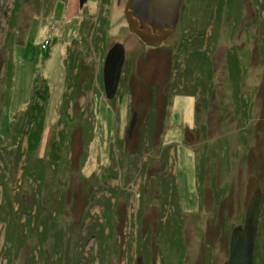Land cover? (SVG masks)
I'll return each mask as SVG.
<instances>
[{
	"label": "rangeland",
	"instance_id": "1",
	"mask_svg": "<svg viewBox=\"0 0 264 264\" xmlns=\"http://www.w3.org/2000/svg\"><path fill=\"white\" fill-rule=\"evenodd\" d=\"M129 3L0 0V264H224L258 185L264 264V0H184L162 35Z\"/></svg>",
	"mask_w": 264,
	"mask_h": 264
},
{
	"label": "water",
	"instance_id": "2",
	"mask_svg": "<svg viewBox=\"0 0 264 264\" xmlns=\"http://www.w3.org/2000/svg\"><path fill=\"white\" fill-rule=\"evenodd\" d=\"M79 1L81 9L88 2ZM183 4L184 0H130L128 13L142 32L162 35L176 29ZM125 60L126 50L120 43L115 44L106 56L103 79L108 100H113L118 92ZM136 118L137 114H134L131 129L135 126ZM262 203L263 192L261 185H258L250 198L244 224L235 227L232 232L229 258L224 264H255Z\"/></svg>",
	"mask_w": 264,
	"mask_h": 264
},
{
	"label": "trees",
	"instance_id": "3",
	"mask_svg": "<svg viewBox=\"0 0 264 264\" xmlns=\"http://www.w3.org/2000/svg\"><path fill=\"white\" fill-rule=\"evenodd\" d=\"M10 29H15L16 27V23H12L10 22ZM9 26V27H10ZM12 36V35H11ZM10 36V38H11ZM11 40V39H10ZM46 47V45H44ZM8 78V81L10 82V78L7 76V72L5 74V79ZM46 88L43 90H39V89H34V96L32 97V103L29 106L28 110L25 111V115L28 117L29 119V123L33 124L34 123V127L32 132H30L28 134V139H29V148L31 151H33L32 149H34L41 138V133H42V128H43V113H44V106L40 105V102H35L37 98H39L40 101L44 102V104L47 102L48 98H49V91H48V86H45ZM34 101V104H33ZM199 105L198 104V111H199ZM30 116V118H29ZM196 126H198V121H197V116H196ZM195 129L191 130V129H185L183 132V137H184V141L187 145H189L190 141H189V137H195V133H194ZM189 143V144H188ZM209 145V144H208ZM190 146V145H189ZM227 149V153H229V149L228 147ZM201 170V169H200ZM11 263V261L9 262V264Z\"/></svg>",
	"mask_w": 264,
	"mask_h": 264
},
{
	"label": "flooded vegetation",
	"instance_id": "4",
	"mask_svg": "<svg viewBox=\"0 0 264 264\" xmlns=\"http://www.w3.org/2000/svg\"><path fill=\"white\" fill-rule=\"evenodd\" d=\"M83 9V8H82Z\"/></svg>",
	"mask_w": 264,
	"mask_h": 264
}]
</instances>
